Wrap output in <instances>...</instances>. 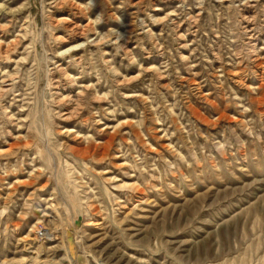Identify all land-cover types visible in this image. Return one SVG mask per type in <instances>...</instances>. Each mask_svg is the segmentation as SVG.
<instances>
[{
  "label": "rangeland",
  "instance_id": "374dc122",
  "mask_svg": "<svg viewBox=\"0 0 264 264\" xmlns=\"http://www.w3.org/2000/svg\"><path fill=\"white\" fill-rule=\"evenodd\" d=\"M243 1L0 0V264H264Z\"/></svg>",
  "mask_w": 264,
  "mask_h": 264
},
{
  "label": "bare ground",
  "instance_id": "6f19581e",
  "mask_svg": "<svg viewBox=\"0 0 264 264\" xmlns=\"http://www.w3.org/2000/svg\"><path fill=\"white\" fill-rule=\"evenodd\" d=\"M244 1H246L247 2V0H244ZM243 1V2H244ZM245 2V3H246ZM250 2H253V1H251L250 0ZM253 3H255V2H253ZM247 4V3H246ZM252 4V3H251ZM249 6H250V4H249ZM252 6V5H251ZM79 8V7H78ZM252 8V7H251ZM77 9V8H76ZM78 11V10H77ZM79 12H80V10H79ZM248 12V11H247ZM251 17V16H250ZM253 17V16H252ZM66 22V21H65ZM71 22V21H70ZM69 26V28H71V30L77 35V36H80L81 35V33H82V29H81V27H79V25H77L75 22L74 23H72L71 22V24L69 23L68 24ZM85 27V26H84ZM87 27V26H86ZM85 27V28H86ZM71 32V31H70ZM76 36V37H77ZM82 36V35H81ZM81 39V38H80ZM62 40V39H61ZM14 82V80H13V78L11 77V75H8V76H6L4 79H2L1 80V82H0V92H4V91H6V90H8L11 86H12V83ZM10 83V84H9ZM81 259V258H80Z\"/></svg>",
  "mask_w": 264,
  "mask_h": 264
}]
</instances>
